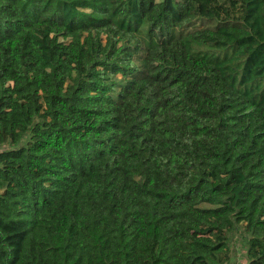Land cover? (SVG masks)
Segmentation results:
<instances>
[{"label":"trees","instance_id":"obj_1","mask_svg":"<svg viewBox=\"0 0 264 264\" xmlns=\"http://www.w3.org/2000/svg\"><path fill=\"white\" fill-rule=\"evenodd\" d=\"M264 264V0H0V264Z\"/></svg>","mask_w":264,"mask_h":264},{"label":"rangeland","instance_id":"obj_2","mask_svg":"<svg viewBox=\"0 0 264 264\" xmlns=\"http://www.w3.org/2000/svg\"><path fill=\"white\" fill-rule=\"evenodd\" d=\"M245 243L242 229L234 230L229 239V259L227 264H245Z\"/></svg>","mask_w":264,"mask_h":264}]
</instances>
